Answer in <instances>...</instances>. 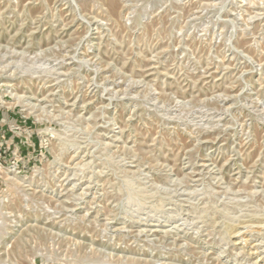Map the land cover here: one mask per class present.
<instances>
[{"label":"rangeland","instance_id":"374dc122","mask_svg":"<svg viewBox=\"0 0 264 264\" xmlns=\"http://www.w3.org/2000/svg\"><path fill=\"white\" fill-rule=\"evenodd\" d=\"M0 264H264V0H0Z\"/></svg>","mask_w":264,"mask_h":264}]
</instances>
